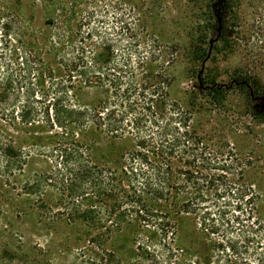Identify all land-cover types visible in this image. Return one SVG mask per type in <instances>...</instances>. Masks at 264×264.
<instances>
[{
    "label": "trees",
    "instance_id": "trees-1",
    "mask_svg": "<svg viewBox=\"0 0 264 264\" xmlns=\"http://www.w3.org/2000/svg\"><path fill=\"white\" fill-rule=\"evenodd\" d=\"M8 1L0 0V120L34 135L28 149L0 135V176L21 174L31 157L40 159L47 170L34 173L27 192L34 209L83 225L95 233L87 241L95 248L128 227L138 250L153 236L169 259L177 251L171 218L189 215L209 244V255L194 264H264L258 196L235 155L198 135L189 111L170 99L157 41L140 38L128 14L90 11L75 25L72 43L55 32L50 44L62 46L56 73L27 46L23 23L4 11ZM194 78L205 98L224 99L213 78ZM244 82L235 83L248 101L263 102L258 87ZM91 128L130 141L120 169L100 167L76 142ZM45 189L54 204L44 202Z\"/></svg>",
    "mask_w": 264,
    "mask_h": 264
},
{
    "label": "rangeland",
    "instance_id": "rangeland-1",
    "mask_svg": "<svg viewBox=\"0 0 264 264\" xmlns=\"http://www.w3.org/2000/svg\"><path fill=\"white\" fill-rule=\"evenodd\" d=\"M102 10L119 19L128 14V24L140 38L157 41L170 99L189 111L198 135L235 155L258 196L257 214L264 218V101L249 102L238 87L249 82L264 96V0H9L4 9L21 20L27 46L56 73L62 46H51L55 32L62 43H72L80 18ZM199 72L226 91L224 99L203 96L194 78ZM33 133L30 127L0 120V135L15 146L31 148ZM76 142L110 170L122 167L131 147L128 139H112L92 128L78 132ZM40 161L31 157L21 174L0 176V264H194L209 255V244L189 215L171 218L177 251L169 259L153 236L149 248L138 250L128 227L95 248L87 242L95 233L83 225L55 222L48 211L34 209L36 198L27 192L34 173L47 170ZM44 194V202L54 204L55 194L48 189Z\"/></svg>",
    "mask_w": 264,
    "mask_h": 264
}]
</instances>
